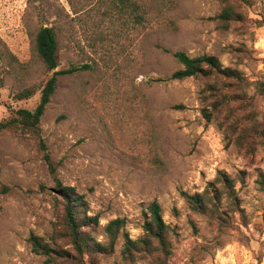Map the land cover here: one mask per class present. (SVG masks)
<instances>
[{
	"label": "rangeland",
	"instance_id": "obj_1",
	"mask_svg": "<svg viewBox=\"0 0 264 264\" xmlns=\"http://www.w3.org/2000/svg\"><path fill=\"white\" fill-rule=\"evenodd\" d=\"M120 1L0 0V121L34 109L40 90L23 100L14 94L41 88L52 74L33 49L42 25L61 30L56 69L88 65L58 77L36 130L0 129V264H88L31 250L35 234L74 254L61 233L57 183L82 194L101 225L124 217L133 238L157 201L170 227L168 264H264V193L255 183L264 135L251 130L239 141L242 127L264 130V0L240 4L244 19L226 30L211 19L223 0H129L140 21ZM175 50L215 54L239 69L249 85L222 91L238 92L242 102L215 109L205 78L165 79L179 67ZM218 171L235 179L242 213L223 195V219L200 214L181 194L214 190ZM94 234L104 240L101 228ZM121 247L119 238L113 254L93 259L150 264L124 263Z\"/></svg>",
	"mask_w": 264,
	"mask_h": 264
},
{
	"label": "trees",
	"instance_id": "obj_2",
	"mask_svg": "<svg viewBox=\"0 0 264 264\" xmlns=\"http://www.w3.org/2000/svg\"><path fill=\"white\" fill-rule=\"evenodd\" d=\"M224 4L218 14L211 17L216 21L217 27L222 30L229 28L232 22H239L244 19V13L238 8L240 4H251L254 0H223ZM121 7L132 8V13L136 21L141 20V15L137 12L139 6L136 2L121 0ZM75 13L78 11L74 10ZM66 15V13L64 14ZM61 17V16H60ZM59 32L61 30L53 25H42L36 31L33 40V49L41 59L47 71H52L51 76L44 82L41 88L36 89L33 86L23 88L14 94L16 100H23L31 97L36 90H40V97L37 105L32 110L18 108L12 115L0 121V129H20L34 131L44 113L45 107L54 94L57 87V80L60 75L72 73L74 71L87 68V64L82 66H72L63 69H56L58 66V48ZM174 60L179 67L172 71L165 79L182 80L189 77H203L208 80L205 84V91L216 93L214 108L228 106L233 98L242 102V97L238 92H234L231 98L228 91H222L226 87L235 90H244L249 82L243 73L234 67L224 66L217 55L202 53L190 56L183 50L172 52ZM260 92L264 91V83L258 84ZM204 99L206 97L204 96ZM181 104L173 105L174 109H181ZM202 113L207 120L211 119V112L207 107L202 108ZM257 126L242 127L240 129V143L243 142L251 130L256 135H264V130H257ZM250 144V142H249ZM46 159L51 166L49 156ZM241 177V175H239ZM214 190L206 188L202 192L181 194L187 200L192 211L207 214H217V218L223 219L218 204L221 197L225 195L230 199L231 204L240 213L238 197L235 189V179L228 174L218 171ZM255 183L259 191L264 193V172L257 170ZM211 185L212 182L210 183ZM57 193L63 199V221L61 233L69 239L71 249L74 252L59 247L52 246L41 236L30 234L28 242L31 250L39 255H44L48 259L61 258L68 260L70 258L82 259L86 257L88 264H99L94 261L95 256H108L114 253L117 241L122 238V247L120 255L124 263H131L140 258H147L150 264H168L172 253L170 242V227L164 221L161 214V207L157 201H152L147 205L145 219L141 223L142 234L136 238L130 235L126 230V219L124 217H115L108 220L104 225L100 224L97 214H89L88 204L82 194L75 191L72 186H63L57 183ZM218 211V212H217ZM244 217L243 214H241ZM246 223V222H245ZM98 228L104 235V240H99L94 234Z\"/></svg>",
	"mask_w": 264,
	"mask_h": 264
}]
</instances>
